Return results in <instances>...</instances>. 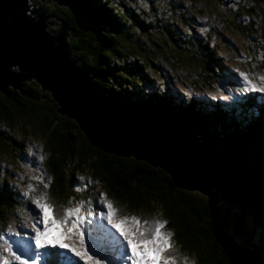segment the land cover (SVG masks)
Returning a JSON list of instances; mask_svg holds the SVG:
<instances>
[{"label": "trees", "instance_id": "1", "mask_svg": "<svg viewBox=\"0 0 264 264\" xmlns=\"http://www.w3.org/2000/svg\"><path fill=\"white\" fill-rule=\"evenodd\" d=\"M198 1L200 5L207 2L65 0L66 6L46 8L61 22L70 24L72 57L91 73L106 97L140 107L166 121H177L195 140L215 147L242 184L261 198L259 212L245 213L241 205L231 201L215 203L200 191L178 188L170 172L147 159L99 149L84 136L75 119L59 111L61 105L51 91H45L44 98L43 87L35 79L26 82L27 94L12 86L9 93H0V165L2 161L22 165L24 141L15 138L14 133H18L42 146L48 156L52 182L41 191L57 210L69 203L74 205L80 196L88 194L74 189L78 174L88 172L120 210L139 212L151 207L152 212L167 217L178 249L193 255L198 264H245L240 250L247 254L258 251L264 260V106L244 100V104L229 109L192 97L185 105L184 100L176 101L168 81L163 80L168 78L163 68L169 69L172 79L184 68L201 78L206 70L221 65L217 47L211 42L221 36L217 29L221 21L235 23L241 11L256 18L242 33L256 35L246 45L247 51L250 53L258 42L264 43V0H251V8L229 5L228 12H235L231 17L227 11L225 17L217 12L209 14L205 5L195 6ZM203 11L207 13L204 21L197 17L203 16ZM206 56L214 60L202 58ZM246 61L254 64L250 58ZM157 77L163 78L162 86L144 92L142 84H153ZM11 181V174L0 173V233L26 219L32 210Z\"/></svg>", "mask_w": 264, "mask_h": 264}, {"label": "water", "instance_id": "2", "mask_svg": "<svg viewBox=\"0 0 264 264\" xmlns=\"http://www.w3.org/2000/svg\"><path fill=\"white\" fill-rule=\"evenodd\" d=\"M63 4L65 0H56ZM32 0H0V91L23 89L37 79L51 91L62 109L76 120L84 136L105 152L135 155L171 173L173 184L198 189L218 203L229 198L246 213L260 211L262 200L250 192L237 174L218 157L216 148L195 140L179 122L164 120L138 107L108 98L93 83L89 72L70 59L66 41L70 25L57 36L47 31L45 18L32 9ZM20 68V73L13 72ZM213 188H217L218 195ZM222 191L223 194H219Z\"/></svg>", "mask_w": 264, "mask_h": 264}, {"label": "clouds", "instance_id": "3", "mask_svg": "<svg viewBox=\"0 0 264 264\" xmlns=\"http://www.w3.org/2000/svg\"><path fill=\"white\" fill-rule=\"evenodd\" d=\"M226 3L228 7L229 5L233 6L232 1L230 3L226 0ZM32 9H34L33 5ZM34 10H39V14L45 18V21L49 19L51 13L47 8L49 16H47L43 8ZM55 16L57 17V15ZM64 24L67 23L62 22V26ZM69 32L70 30L68 34ZM242 36H245V34H242ZM258 43L250 50V53L245 48L249 42L239 45L240 57L238 62L241 66L233 69V79L230 78L229 83H227L229 91L236 98L233 102L234 106L244 104V100L252 101V105L264 106V65L258 59L260 56L258 51H264V43ZM211 45L217 47L215 40L211 42ZM241 49L244 51L243 54ZM247 58H250L254 64H249L246 61ZM74 62L78 63L75 60ZM255 62H258V64H255ZM149 73L152 75L150 70ZM171 75L173 76V74ZM35 80L37 81V79ZM167 81L169 82L168 78ZM162 83L163 80L155 86L154 82L153 84L144 82L142 85L145 90L142 89L144 92L157 90L158 87L162 86ZM242 83L256 90L248 98L242 91ZM167 86L171 89L172 96L176 97L178 103L184 100L185 105H187L189 96L180 92L178 88L172 89L169 87V83H167ZM223 94H226V90H223ZM164 122L168 123L169 121L164 120ZM14 134L17 140L24 141L22 162L33 165L38 170H43L45 162L42 146L29 137H23L18 133ZM28 148H35L40 152L39 161L29 160L36 159V156L31 154V149L28 150ZM8 164L3 163L0 165V173L2 175L11 174L13 178L11 182L19 190L20 194L27 199L30 206H32V210L28 213L26 219L21 220L17 225L3 229L0 233V264H198L195 257L189 253L181 251L179 255L175 254L178 244L167 217L160 215L161 212H141L145 213L141 217L132 213L125 216L123 213L115 211V209L111 212L110 201L112 198L107 195L106 189L97 183L99 180L88 172H80L78 174L74 189L85 193L88 192V194L80 196L73 205L70 214L73 231L68 233V231L64 230L65 222L58 221V210L47 201V197H44L42 191L37 190L35 184L31 183L30 178L23 171L21 181L16 179V176L19 175L14 173L12 168L18 167L11 164H9V167ZM44 179L51 184L52 176L48 169H46ZM89 188H91L90 191H88ZM215 194L218 195V192H215ZM219 194L222 195L223 192L221 191ZM97 197L101 199L100 202L95 201ZM103 205H105L106 209H103ZM123 218L126 219V222H130L129 225L131 227L135 226L133 232L120 227V222ZM78 243L80 244L79 248L76 245ZM156 243L160 245L159 250L165 251L169 248L168 257L165 260H161L159 254L154 259L149 256L152 253L150 245H154L153 248H155ZM239 252L241 258L242 256L258 254V251L252 254H247L245 250H240ZM190 260H192V263H190ZM263 261L262 258H257L255 259V264H263Z\"/></svg>", "mask_w": 264, "mask_h": 264}, {"label": "rangeland", "instance_id": "4", "mask_svg": "<svg viewBox=\"0 0 264 264\" xmlns=\"http://www.w3.org/2000/svg\"><path fill=\"white\" fill-rule=\"evenodd\" d=\"M228 1L230 3L232 1L233 2L232 7H235V8L241 7L240 5L247 7V8H249V7L251 8V0H228ZM52 2L56 3L57 5L51 4ZM224 2H223V0H207V2H204V5L208 8L207 10H208L209 14H210V12H217V13H221L222 16L225 17L226 14L224 12L227 11V13L229 14V17L233 16L232 13H235V12L234 11L233 12L231 11V13L228 12L229 7L226 3V0H224ZM46 4L49 6L52 5V6H59V7L67 5L66 2H63V4H60L56 0H32L33 8L35 7L34 9L43 8L44 12L47 14V16H49L48 11L46 10V6H47ZM200 4L201 3L199 2V4H195V6L202 8V6H204V5H200ZM252 4H253V2H252ZM130 6L132 7L131 4H130ZM193 12H194V9L191 10V14H194ZM241 12L243 14L240 15L236 19L237 20V22L235 21L236 24L233 23L232 21L226 22L224 24L223 23L224 21H221V25L217 28L218 31L220 32L221 36H219V37L217 36L216 40H215L216 46L218 48V49H216V56L219 58V62L221 65H219V64H218L219 66L215 65L213 67L214 70L213 69L206 70L204 72V74L201 75L202 76L201 78H200V75H196L193 72L188 71L189 68H184V70H180L176 74L175 78L172 79V76H171V73L169 72V70H166L163 68V70L166 71L167 76L169 78V82H168L169 87H171L172 89L178 88L180 90V92H183V94H185L186 96L192 97V99H194V100H202V101L210 100L211 102H218L219 103L218 105H224L225 107H227L229 109L233 108V106H234L233 102L236 98H234L232 96V94L229 91V88L227 86V83H229V79L231 78L232 73L234 72L233 69L238 68V66H241V64L238 62V58L240 57L239 45H241V43L247 44L250 40H254V38L256 37L255 34L249 35L248 33L245 36H242L243 31H246V29H248L249 26L251 27L252 22L255 21L256 18L253 16H250L249 14L248 15L245 14L244 11H241ZM209 14H208V16H210ZM206 15H207V13L204 12L203 16H197V17L204 21ZM255 15L259 20L261 19L260 15L257 12H255ZM46 21H47L46 24L48 25L47 31L50 33V35L57 36V34L60 33L62 22L59 19H57V17L55 15H52V14H50L49 19H46ZM226 21H228V20L226 19ZM215 26H217V24H215ZM191 27H193V26H191ZM211 29H212V25H211ZM237 29L240 31H238ZM70 38H71V34L69 33L67 35V38H66L67 43L70 41ZM214 38H215V36H214ZM254 43H257V42L255 41ZM262 46H263V44H262ZM67 49L70 53L71 61L75 64V66L79 70L84 71V69H81V67H79L74 62V59L72 57V52L69 50V46H67ZM258 52L260 54L258 59L264 65V51H258ZM241 53L242 54L244 53L243 49H241ZM202 54H204V52L199 53V56H201ZM202 58L203 59L204 58L205 59H211L212 61L214 60V59L210 58L209 56L202 57ZM12 71L20 73V68H16V69L13 68ZM84 72H86V70ZM180 74H182V78L185 81H183L182 78H179ZM89 76H90V74H89ZM205 78H208V80H206ZM162 79L163 78H161V77H160V79H158V77H157V80L154 81V85L157 86L161 82ZM163 80L165 82L167 81L166 79H163ZM26 82H29V80H27ZM188 84L190 87L188 86ZM242 86H243L242 91L245 93V95L253 93L254 91H256V90H253L250 86L245 85L244 83H242ZM142 87L145 90L144 86H142ZM194 87H197V88H194ZM23 89H24V87H23ZM223 90H226V94H223ZM0 93L3 94L5 92L0 91ZM209 108L211 109V107H209ZM29 149H31V148H28V150ZM31 154L35 155L36 159H29V160L39 161L38 158H39L40 152L38 150H36L35 148H32ZM11 156L18 163H21L20 158L17 156L15 151H13V152L11 151ZM43 156H44V162H45V167H43V170H38L33 165H28L25 163H22V165L13 164L12 162H8V163L13 165V166L18 167V168H12L13 172L17 173L19 175V176H16V179L21 181V177H22V174L24 172L30 178L31 183L35 184L37 190L41 191L42 188L47 189L48 187L51 186V184L46 182L44 179L46 169L48 168V156L45 155L44 152H43ZM10 160H12V159H10ZM2 162L4 164H6V162H4V161H2ZM9 164H8V166L10 167ZM217 200H222V198L219 196V198H217ZM225 200L231 201L229 198H226ZM95 201L100 202L101 199L99 197H97V198H95ZM110 205H111V208H110L111 212H113V209H115V211H119V213H123V215H125V216H128L129 214L132 213V214H135V215L141 217L143 214H145V213H141V212L152 213L151 207L149 209H146V208L141 209L139 212H134L132 210H129V211L120 210V207L117 205V203L115 201H110ZM72 207H73V204L69 203V204H66L62 209H59L57 211V214L59 215L58 221H61V222L64 221L65 222L64 230L68 231V233H71L73 231L72 219L70 218ZM103 209H106L105 205H103ZM253 212H255V211H253ZM53 213H54V209H53ZM155 213H158V211H155ZM128 219H130V218H128ZM249 220L252 221L251 218ZM115 223L117 224L116 220H115ZM129 224H130V222L129 221L126 222V219L123 218V220L120 222V227H123L127 231L132 230V232H133L135 230V226L133 225L131 227ZM74 238H75V235H74ZM76 245L79 248L80 244L78 243ZM153 246L154 245H152V244L150 245L152 253L149 254V256L151 257V259H154L157 254L160 255L161 260H165L168 257L169 248H167L164 251V250H159L160 245L158 243H156L155 248H153ZM180 253H181V250H179V249H177L175 251L176 255H179ZM255 259H257L256 254L250 255V256H244V257L242 256V261L245 264H255ZM190 263H192V260H190Z\"/></svg>", "mask_w": 264, "mask_h": 264}, {"label": "bare ground", "instance_id": "5", "mask_svg": "<svg viewBox=\"0 0 264 264\" xmlns=\"http://www.w3.org/2000/svg\"><path fill=\"white\" fill-rule=\"evenodd\" d=\"M194 190H197V189H194ZM213 191L218 192L217 188H213ZM219 192H221V191H219ZM257 258L260 259V256L258 254H257ZM263 264H264V261H263Z\"/></svg>", "mask_w": 264, "mask_h": 264}]
</instances>
